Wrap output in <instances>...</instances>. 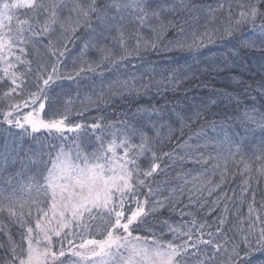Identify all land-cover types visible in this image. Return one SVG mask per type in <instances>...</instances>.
Returning <instances> with one entry per match:
<instances>
[{
  "label": "snow or ice",
  "instance_id": "6c2138e0",
  "mask_svg": "<svg viewBox=\"0 0 264 264\" xmlns=\"http://www.w3.org/2000/svg\"><path fill=\"white\" fill-rule=\"evenodd\" d=\"M245 51L264 0H0V264H264V77L106 115Z\"/></svg>",
  "mask_w": 264,
  "mask_h": 264
},
{
  "label": "trees",
  "instance_id": "16d2710c",
  "mask_svg": "<svg viewBox=\"0 0 264 264\" xmlns=\"http://www.w3.org/2000/svg\"><path fill=\"white\" fill-rule=\"evenodd\" d=\"M220 43L222 42H218L216 45H210L209 47L213 52L219 54ZM204 51L208 53V49H204ZM208 54L211 56V53ZM243 57L246 67H229L219 75L213 74L212 76L203 77L201 81H193L181 85L179 92H163L151 99L149 97H143L140 99L133 97L129 99L117 100L107 107L106 115L119 116L125 112L130 113L131 111L135 110L134 106L137 104H139L141 107H147L149 104L155 105L157 107L164 105L171 107L178 103L181 105L191 103L193 97H202L207 99V93L209 90L197 86L198 84L203 83L204 80H206L210 85H213L215 89L219 90L220 92H232V90L236 88L237 85L228 81L229 74L239 75L246 83L253 84L255 86L260 82L261 78L264 77V72L260 70L261 54L259 52L245 51L243 52ZM153 59H155V57H153ZM185 93H187V95H185ZM217 99L219 100V97ZM212 111L223 113L225 111V105L223 103H218L216 106H213ZM227 112L232 114L233 109L231 106L227 108ZM97 115H99V113H97Z\"/></svg>",
  "mask_w": 264,
  "mask_h": 264
}]
</instances>
